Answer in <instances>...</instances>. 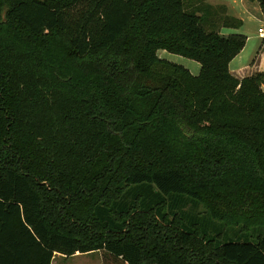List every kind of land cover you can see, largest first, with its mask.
Segmentation results:
<instances>
[{"label":"trees","instance_id":"1","mask_svg":"<svg viewBox=\"0 0 264 264\" xmlns=\"http://www.w3.org/2000/svg\"><path fill=\"white\" fill-rule=\"evenodd\" d=\"M209 1L0 0V264H264V72Z\"/></svg>","mask_w":264,"mask_h":264},{"label":"rangeland","instance_id":"2","mask_svg":"<svg viewBox=\"0 0 264 264\" xmlns=\"http://www.w3.org/2000/svg\"><path fill=\"white\" fill-rule=\"evenodd\" d=\"M209 3L213 6H226L228 15L235 17L242 21L240 29L225 28L221 25L223 21H218L215 27H205V31L216 32L221 35L241 34L248 38L244 50L234 59L231 65V70L236 74L235 76H251L253 74L264 72V39L259 37L258 30L264 27V17L261 15V4L259 2H250L249 0H210ZM223 17V14L220 13ZM158 57L168 62L177 64L189 70L192 75L198 76L201 71V65L191 59L171 54L167 51H158ZM263 57V58H262ZM247 70L244 73L238 74L237 71ZM256 233L251 230L241 236L237 234L235 239L249 240L255 242ZM53 264H103L100 253L95 252L87 255H75L71 258H64L63 256H56Z\"/></svg>","mask_w":264,"mask_h":264},{"label":"crops","instance_id":"3","mask_svg":"<svg viewBox=\"0 0 264 264\" xmlns=\"http://www.w3.org/2000/svg\"><path fill=\"white\" fill-rule=\"evenodd\" d=\"M225 7H226V6H225ZM226 8H227V7H226ZM261 15H262V13H261ZM262 16H263V15H262ZM247 39H248V38H247ZM262 56H264V53L262 54ZM236 58H237V57H236ZM236 58H235V60H236ZM262 58H263V57H262ZM233 62H234V61H232L231 64H230V71H231V73L235 76L236 74L233 72V70H231V65L233 64ZM244 71H245V70H240V71H237V73L242 75V74L244 73ZM246 71H247V70H246ZM246 71H245V72H246ZM260 72H261V71H260ZM236 77H237V76H236ZM237 78L241 79V78H244V76H238Z\"/></svg>","mask_w":264,"mask_h":264},{"label":"built area","instance_id":"4","mask_svg":"<svg viewBox=\"0 0 264 264\" xmlns=\"http://www.w3.org/2000/svg\"><path fill=\"white\" fill-rule=\"evenodd\" d=\"M258 33H259V37H260L261 39H264V27L260 28V29L258 30Z\"/></svg>","mask_w":264,"mask_h":264},{"label":"water","instance_id":"5","mask_svg":"<svg viewBox=\"0 0 264 264\" xmlns=\"http://www.w3.org/2000/svg\"><path fill=\"white\" fill-rule=\"evenodd\" d=\"M262 2H264V0H262Z\"/></svg>","mask_w":264,"mask_h":264}]
</instances>
